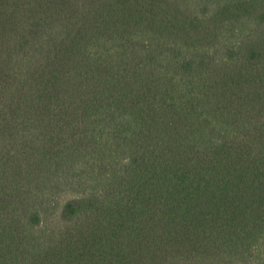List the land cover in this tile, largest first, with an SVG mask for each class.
<instances>
[{"label":"trees","instance_id":"trees-1","mask_svg":"<svg viewBox=\"0 0 264 264\" xmlns=\"http://www.w3.org/2000/svg\"><path fill=\"white\" fill-rule=\"evenodd\" d=\"M0 264H264V0H0Z\"/></svg>","mask_w":264,"mask_h":264}]
</instances>
